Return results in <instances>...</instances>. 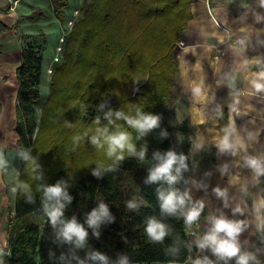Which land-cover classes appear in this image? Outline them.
Listing matches in <instances>:
<instances>
[{
    "label": "trees",
    "instance_id": "obj_1",
    "mask_svg": "<svg viewBox=\"0 0 264 264\" xmlns=\"http://www.w3.org/2000/svg\"><path fill=\"white\" fill-rule=\"evenodd\" d=\"M50 3L54 15L64 20L69 0ZM191 3L192 0H85L82 16L68 32L63 61L52 73L38 130L36 109L41 95L44 50L26 34L21 37L22 64L17 70L18 112L22 117L19 128L21 137L30 135L31 144L20 172L15 213L10 219V254H0L4 264L190 263L197 244L187 232L186 206L183 203L168 211L160 199L161 192L169 191L185 198L193 168L190 155L193 131L189 122L184 120L175 126L183 134L181 143L168 135L157 144L152 129L141 134L124 117L120 121L113 119L115 123L104 125L102 138L126 132L135 151L118 149L109 155L105 139L100 151L109 162L91 168L85 161L90 158L96 163L100 160L99 151L91 153V145H84L87 139L81 133L75 145L68 144V136L72 129L97 121L89 111L101 105L113 104L119 109L127 101L138 100L142 104L132 115L138 112L147 115L151 109L153 116L160 118L156 109L171 93L178 69L175 39H180L183 27L192 18ZM133 22L144 29L159 27L160 32L176 26V37L163 34L167 37L165 44L170 46L164 54L168 60L159 57V49L149 53L140 49L141 53L133 54L130 34ZM124 67L127 71L122 70ZM72 74H76L77 81L69 76ZM156 127H161L159 121ZM51 129L60 133L59 144L54 143V135L52 139L45 137ZM169 151L183 156L185 166L180 167L179 162L173 165L176 180L171 184L166 179L150 181L152 170ZM118 155L123 159H117ZM177 167L179 173L175 171ZM57 185L62 195L49 198L45 190ZM130 203L135 206L129 207ZM101 204L107 208L108 216L96 226H89L90 214L99 211ZM59 205H63L62 215L53 224L48 212ZM262 216L263 228L256 233L255 242L264 247V209ZM73 218L87 232L79 246L75 239L67 241L61 234L64 224ZM150 221L164 226L162 239H153L148 234Z\"/></svg>",
    "mask_w": 264,
    "mask_h": 264
},
{
    "label": "crops",
    "instance_id": "obj_2",
    "mask_svg": "<svg viewBox=\"0 0 264 264\" xmlns=\"http://www.w3.org/2000/svg\"><path fill=\"white\" fill-rule=\"evenodd\" d=\"M12 2L0 0V241L4 243L10 240L20 172L31 144L30 135L21 137L17 102L26 23L18 19ZM191 12L175 47L178 69L173 77L180 88L177 114L180 121H189L195 135L185 201L191 210H205L211 216L237 205L262 216L264 0H192ZM251 161L258 162L262 171ZM252 217L255 220L256 213ZM262 222L263 216L258 230ZM249 224L247 215L245 225ZM255 236V250L263 262L264 247ZM0 264H4L1 258Z\"/></svg>",
    "mask_w": 264,
    "mask_h": 264
},
{
    "label": "rangeland",
    "instance_id": "obj_3",
    "mask_svg": "<svg viewBox=\"0 0 264 264\" xmlns=\"http://www.w3.org/2000/svg\"><path fill=\"white\" fill-rule=\"evenodd\" d=\"M84 1L85 0H69V5L65 9L66 16L64 20H59L54 15L50 0H13L12 2V4L15 7V10L17 11L18 19L25 21L26 23L25 30L27 32V36H28L27 38L32 41H35L44 50L45 64H44L42 81L40 85L41 95L37 101V113H36V120L38 124L37 130L41 122L42 106L50 93V79L52 73L54 69L58 65H60L63 61L64 46L68 38V32H70L72 26L82 16L83 14L82 4ZM87 1H91V0H87ZM132 17L133 16H131V19ZM168 27L169 28H167L165 32L164 31L160 32L159 27L144 29L141 27L140 23L133 22L130 29L131 39L133 41V47H132L133 54L135 55L141 53L140 49L142 51H145L146 53H149L150 51L152 52L153 49H155V51H157L156 49H159V57L160 58L163 57L164 58L163 60H168L165 59L164 54L168 51L170 46L165 44L167 37L166 36L163 37V34L164 35L167 34V36L171 38L177 36L176 26L171 25ZM175 40L174 41L176 42L175 45L176 47L180 39L178 40L175 39ZM124 63L127 64L126 61H124ZM119 70L120 68L116 72H119ZM122 70L127 71V68L124 67ZM130 70H134V67L129 69V71ZM176 75L177 74H174V76ZM69 76L73 79V81L78 80L76 78V74L75 75L72 74ZM135 90L136 88L133 89V91L131 92L132 96L135 95ZM179 91L180 88L177 85V83L176 84L173 83L171 86L170 95L166 97L165 100L163 101L164 105L162 104L156 109L160 112L159 122L161 123V127L153 128L152 132L154 134L157 144H159L162 140H164L168 135H173L175 137L176 142L178 144L181 143L179 139V134L182 135V133H180L178 129H176L175 127L179 123L184 121V120L180 121L181 118L179 117V114H177L178 110H177V105L175 104L177 102V95ZM126 103L127 104H124L122 108L119 109L115 108L113 104H109V105H101L90 110L89 113L92 116L97 117L96 119L100 123L98 128H96V126L99 123L95 120V122H93L92 125L86 124L83 127H78V129L75 128L71 130L68 136V138L70 137L68 140V144L75 145L77 136H79V133H81L82 137L84 139H87L83 141L84 145L85 146H87V144L91 145L90 147L91 153L94 151H99L98 158L100 160L97 159L95 163L94 159H90V158L86 159L85 162L87 164V167L91 168L95 164L103 165L104 163L106 164L107 162H109L108 157L104 156V154L101 155L102 151H100L102 149V145L104 144V140H105L104 137L102 138L104 125L108 123L113 124L116 122L113 121V119L120 121L125 116L129 118H136L137 115L135 116L132 114L134 111L136 112V109L140 107L142 103H140V101L138 100H136L135 102L127 101ZM117 112H120L123 115L118 118L116 115ZM147 115H153L151 109H149ZM169 126H171V129L167 130ZM57 131L58 130L56 129L48 130V132L45 134V137L52 139L54 135V143L59 144L60 133ZM193 137H195L194 134ZM93 138H95L96 143H93ZM191 149L192 146L190 148V154H191ZM184 204L186 206V210L188 214L191 211V209H190V204L187 201V198L186 201L184 198ZM238 208L240 209V211H236V209ZM199 213H200L199 216L191 223L187 222L186 219L188 235L190 236L191 241L197 244V251L195 252L194 257L189 261L190 264H196L197 261H199L200 264L201 263L203 264L204 261L206 262L211 261L214 262V264H236L237 257H232L227 260L221 259L213 253L212 251L213 246L211 242H205V238L213 234L214 222L221 218L234 223L236 221H239V223L241 224V231L236 238L237 244L240 249L239 255L248 256L249 257L248 264H264L261 259L262 258L261 254L255 250L257 246L253 242L254 235H256L258 229L261 228L262 225L261 224L262 216L260 215V212H257L255 210H250V211L245 210L240 205H237L233 208V210L229 212H223V214L222 212H220L218 215L215 214L211 216V214L209 212L208 213L205 212V210H201L199 211ZM253 213H256L255 220L252 217ZM247 215H249V223H250L248 227L245 225V223L247 222ZM217 235L219 238L225 237L224 233H218ZM201 243H204L203 247L200 246ZM0 244L5 245L8 244V242L4 243L0 241Z\"/></svg>",
    "mask_w": 264,
    "mask_h": 264
},
{
    "label": "clouds",
    "instance_id": "obj_4",
    "mask_svg": "<svg viewBox=\"0 0 264 264\" xmlns=\"http://www.w3.org/2000/svg\"><path fill=\"white\" fill-rule=\"evenodd\" d=\"M116 115L119 118L123 114L117 112ZM124 119L131 127L138 130L141 134H144L150 129L155 128L158 125V121H159V117L157 116L142 115L139 112L137 113L136 118H129L125 116ZM106 131L107 130L105 129V132ZM105 139L106 142L109 144V155H112L118 149L121 152H123V150L127 148L129 153L135 151L134 145L130 142V137L126 132H117L113 135L106 136ZM93 143H96L95 138H93ZM140 155L141 157H143L144 153L141 152ZM117 159H123V156L118 155ZM177 162H179L180 167L185 166L183 156L177 157L173 152L169 151L163 162L159 166H157L154 170H152L149 180L157 181L160 179H166L169 184L173 183L176 180V176L172 175V169H173V165L176 164ZM0 163H2V159H0ZM251 166L253 168H256L258 172L262 171V169L259 167L258 162L256 161H251ZM180 167H177L175 169L177 173H179ZM45 191L48 194L49 198L60 197L62 195V189L59 187V185L55 187H49ZM217 192L219 193V195H223V193L219 192L218 189ZM160 199L163 201L162 207L168 211H174L177 205H182L184 203V199L182 197H179L175 191H169L167 194L161 192ZM57 203L59 204V201H57ZM134 206L135 205L131 203L129 204V207H134ZM62 207L63 205H59L58 207L54 208L52 211L48 212V215L50 216L53 224H55L58 217L62 215L60 211V208ZM236 211H240V209L238 208L236 209ZM199 214L200 213L198 210L196 209L191 210L187 214V222L191 223L199 216ZM106 216H108V210L103 204H101L99 211L96 210L92 211V213L88 218L87 223L89 226H96L98 222L103 217ZM240 231H241L240 223H234L221 218L214 222L213 234L207 236L205 238V242H211L213 246L212 251L219 258L227 260L232 257H237L236 264H248L249 257L246 255H239L240 249L237 244L236 238L239 235ZM147 232L153 239L156 240L162 239L163 236L165 235L164 226L155 221L149 222ZM218 233H224L225 237L219 238L217 235ZM61 234L64 237V239L67 241H72L73 239H75V242L78 246L84 242L87 236L86 230L82 225L76 222L75 218L64 224ZM200 246L203 247L204 243H201ZM96 258L100 260L105 259L103 256H97ZM196 264H200V262L197 261ZM206 264H211V261H207Z\"/></svg>",
    "mask_w": 264,
    "mask_h": 264
},
{
    "label": "built area",
    "instance_id": "obj_5",
    "mask_svg": "<svg viewBox=\"0 0 264 264\" xmlns=\"http://www.w3.org/2000/svg\"><path fill=\"white\" fill-rule=\"evenodd\" d=\"M216 58H218L219 56H215ZM2 253H6V254H10V242L8 244H0V254Z\"/></svg>",
    "mask_w": 264,
    "mask_h": 264
}]
</instances>
